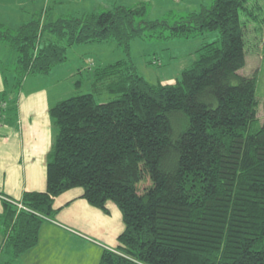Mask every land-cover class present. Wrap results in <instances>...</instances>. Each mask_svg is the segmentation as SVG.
I'll use <instances>...</instances> for the list:
<instances>
[{"label":"trees","instance_id":"obj_1","mask_svg":"<svg viewBox=\"0 0 264 264\" xmlns=\"http://www.w3.org/2000/svg\"><path fill=\"white\" fill-rule=\"evenodd\" d=\"M145 12L140 3L50 22L35 15L16 30L0 23V41L17 53L12 81L1 69L5 107L28 77L49 75L74 46L113 41L125 53L96 69L94 85L113 99L86 93L50 108L56 135L46 191L17 200L29 210L2 198L11 255L4 264L38 245L42 226L58 213L56 198L76 188L92 206L109 214L112 203L122 214L118 248L105 250L99 264H264V119L256 78L240 73L248 0H215L173 27L161 20L136 25ZM161 26L171 37H220L199 47L174 83L153 84L130 48Z\"/></svg>","mask_w":264,"mask_h":264},{"label":"crops","instance_id":"obj_2","mask_svg":"<svg viewBox=\"0 0 264 264\" xmlns=\"http://www.w3.org/2000/svg\"><path fill=\"white\" fill-rule=\"evenodd\" d=\"M43 1L46 8L58 2ZM3 5L0 0V11L6 10ZM21 18L23 24L32 19ZM8 21L7 12L0 13V22ZM42 77H28L19 93L13 91L12 100L0 114V195L15 201L26 192L47 188L48 155L56 135L49 111L63 100V93L55 84L43 82ZM4 89L0 68V101ZM82 195L83 190L76 188L57 197L58 213L42 226L38 245L13 264H99L105 250H117L118 238L125 229L120 210L110 203L107 214ZM4 202L0 197V264L11 257L4 248Z\"/></svg>","mask_w":264,"mask_h":264},{"label":"rangeland","instance_id":"obj_3","mask_svg":"<svg viewBox=\"0 0 264 264\" xmlns=\"http://www.w3.org/2000/svg\"><path fill=\"white\" fill-rule=\"evenodd\" d=\"M2 1V0H1ZM52 1V0H51ZM6 10H1V16L7 12L9 19L5 27L16 30L23 23L22 15L42 17V22L56 21L60 16L83 15L88 12H101L123 5L135 7L145 3L146 12L135 18L136 25L146 26L147 22L166 21L167 25L184 21L193 12H200L205 6L211 7L215 0H58L51 3L47 14V3L43 0H3ZM20 9H22L20 11ZM250 14L241 13V19L246 24V66L240 71L245 76H254L257 81V98L259 100V118L264 119V0H248ZM23 12V13H21ZM254 14V16H253ZM25 21V20H24ZM1 23V22H0ZM162 32L163 34H160ZM171 29L161 26L158 31L145 30L144 38L132 41L130 56L138 72L150 83H174L182 71L195 61L196 51L205 42L216 41L219 32L207 33L194 39L170 36ZM220 37V35H219ZM68 60L56 66L53 71L43 76V82L55 84L63 94L62 99L77 95L93 93L98 102L113 99L104 85H94L97 67L106 66L125 57V53L116 42L84 43L67 51ZM17 59V53L6 43L0 41L1 69L12 81ZM161 60L162 65L153 64ZM9 68H7V67ZM54 81V83H52ZM56 91V89L54 88ZM145 186V185H143Z\"/></svg>","mask_w":264,"mask_h":264},{"label":"built area","instance_id":"obj_4","mask_svg":"<svg viewBox=\"0 0 264 264\" xmlns=\"http://www.w3.org/2000/svg\"><path fill=\"white\" fill-rule=\"evenodd\" d=\"M3 108H5V104L0 105V114H1V110H2ZM0 197L4 198L5 200H7V201H9V202H11V203H13V204H14L15 206H17L18 209H20V210H29L28 208H26V207H25L22 203H20V202L14 201V200L9 199V198H6L5 196H1V195H0Z\"/></svg>","mask_w":264,"mask_h":264}]
</instances>
